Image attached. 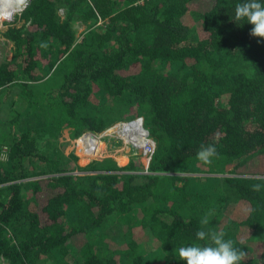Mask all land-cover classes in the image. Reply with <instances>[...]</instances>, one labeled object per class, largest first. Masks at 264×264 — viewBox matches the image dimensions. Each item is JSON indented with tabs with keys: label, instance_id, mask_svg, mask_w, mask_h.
Wrapping results in <instances>:
<instances>
[{
	"label": "trees",
	"instance_id": "1",
	"mask_svg": "<svg viewBox=\"0 0 264 264\" xmlns=\"http://www.w3.org/2000/svg\"><path fill=\"white\" fill-rule=\"evenodd\" d=\"M240 2L30 0L0 32L13 45L0 64V260L183 264L208 216L241 264H264V187L251 189L264 185V41L234 20ZM14 90L22 109L6 104ZM124 116L155 142L149 173L135 151L124 167L63 154L61 128L75 138ZM202 145L217 150L210 165Z\"/></svg>",
	"mask_w": 264,
	"mask_h": 264
},
{
	"label": "rangeland",
	"instance_id": "2",
	"mask_svg": "<svg viewBox=\"0 0 264 264\" xmlns=\"http://www.w3.org/2000/svg\"><path fill=\"white\" fill-rule=\"evenodd\" d=\"M3 1H4V6H7L8 8L14 7L18 11L13 12L14 13L13 14V13H8L7 11H5V9L0 8V16L2 17L5 16V20L2 23L0 22V32L4 31V29H6L9 26H17V25L19 26L23 22V20L19 18L20 13L22 11L20 9L23 8V6L26 4V0L24 4L19 5V6L16 5L14 0H11V2L7 4H6V0H3ZM204 7H205V4L202 1H193L190 3V10L192 11L201 12L204 9ZM75 28H76V37H79L81 33L85 30V25L81 24L80 22H76ZM12 47H13L12 42L6 40L0 34V63H3L10 59L11 53H12ZM15 96H16V92H13L11 97L7 99L6 104L9 105L8 108H12V110L22 109L24 107L23 100L20 99V96H18L17 98H15ZM12 114L13 113H11V115ZM35 118L36 117H33L32 119L35 121ZM125 120L126 121L133 120V118L129 116L128 117L124 116L123 120L117 121L113 123L112 125L108 126L103 131V133L106 132L111 126L121 121H125ZM7 121H8L7 114L0 113V158H3L5 155V146L2 143L3 141L2 138L9 129V127L4 124ZM30 123H32V121H30ZM138 125H139L138 121L120 124L119 131H120V136H122V138L116 135H111V131H107L104 137H101L100 140L97 139V144L93 146V149H92L93 151L91 154H94V155L85 154L84 151H82L81 149V145H80L81 141L80 140L76 141L77 138L82 134L73 138L71 137L70 130L68 128L63 127L61 128V131L58 134L57 138H58V143L64 147L63 154L65 156L69 154H74L77 157L76 163L81 167L86 166L91 160L111 162V163H115L117 166L124 167L128 165L130 162V158H131L130 153L134 151L137 153H140L139 150H133L134 148L131 147V145L125 143V141L135 140L136 139L135 136L136 135L139 136L138 131L143 133V131L140 129ZM126 133L128 134L130 133V137H128ZM97 134L99 135V133ZM83 140L84 142L88 140L92 141V138L85 136ZM141 161H142V158H141ZM79 172L83 174L82 171H79ZM113 225L114 226H110V228L109 226L105 227V232H107L108 234L114 233L115 224ZM6 261H7L6 259L2 258L0 260V264H7Z\"/></svg>",
	"mask_w": 264,
	"mask_h": 264
},
{
	"label": "clouds",
	"instance_id": "3",
	"mask_svg": "<svg viewBox=\"0 0 264 264\" xmlns=\"http://www.w3.org/2000/svg\"><path fill=\"white\" fill-rule=\"evenodd\" d=\"M11 0H6V4ZM17 6L25 3V0H14ZM234 20L246 21L252 25L250 35L264 41V3L261 0H242L234 8ZM197 159L204 165H210L213 157L218 156L214 146L202 145L198 150ZM264 185L259 183L251 186L252 191L259 192ZM201 228L196 231L197 241L204 243H194L182 246L178 249V256L183 264H241L245 253L234 247L231 239H225L223 231L206 230L209 225V218L205 216L201 221Z\"/></svg>",
	"mask_w": 264,
	"mask_h": 264
},
{
	"label": "built area",
	"instance_id": "4",
	"mask_svg": "<svg viewBox=\"0 0 264 264\" xmlns=\"http://www.w3.org/2000/svg\"><path fill=\"white\" fill-rule=\"evenodd\" d=\"M29 1V0H28ZM27 5V3L23 6V8ZM23 8H21L20 10H23ZM19 10V11H20ZM14 14V13H13ZM12 18V17H11ZM10 18V19H11ZM5 20V16H0V22L2 23L3 21ZM139 120V127L140 129L143 131V137H139L136 135L135 136V140H130V141H125V143L131 145V147H133L134 149L133 150H139L140 153H141V158H142V163H143V169L141 170L143 173H149V170H148V167H149V163H150V159H151V156L154 152V148H155V142L153 140V138L150 136L149 132L147 129L144 128L143 126V121H142V118L141 117H137V118H134L133 120H128V121H121L113 126H111L107 131H111V135H116V136H119L122 138V136H120V124H125V123H130V122H133V121H137ZM106 131V132H107ZM103 133V131L101 133H99V135L97 133H94V132H91V131H87V132H84L82 133V135H80L76 141H81V149L84 151L85 154L87 155H94V154H91L92 153V143H88V142H84V138L85 136L86 137H92V140L95 138V139H99L101 137H104L105 133ZM90 153H88V152Z\"/></svg>",
	"mask_w": 264,
	"mask_h": 264
},
{
	"label": "bare ground",
	"instance_id": "5",
	"mask_svg": "<svg viewBox=\"0 0 264 264\" xmlns=\"http://www.w3.org/2000/svg\"><path fill=\"white\" fill-rule=\"evenodd\" d=\"M28 2V0H26V3ZM0 8L1 9H5V11H7L8 13H13V12H15V11H18V10H16L14 7H10V8H8L7 6H4V1L0 4ZM126 135H128V137H130V133L128 134V133H126ZM92 138V137H91ZM94 140H97V139H93L92 141H90V140H88V141H86V142H88V143H92V145H94L95 144V141ZM83 151V150H82Z\"/></svg>",
	"mask_w": 264,
	"mask_h": 264
},
{
	"label": "crops",
	"instance_id": "6",
	"mask_svg": "<svg viewBox=\"0 0 264 264\" xmlns=\"http://www.w3.org/2000/svg\"><path fill=\"white\" fill-rule=\"evenodd\" d=\"M7 40V39H6ZM9 41V40H8ZM11 42V41H10ZM1 64V63H0ZM14 92H15V90H14ZM0 99H1V97H0Z\"/></svg>",
	"mask_w": 264,
	"mask_h": 264
},
{
	"label": "water",
	"instance_id": "7",
	"mask_svg": "<svg viewBox=\"0 0 264 264\" xmlns=\"http://www.w3.org/2000/svg\"><path fill=\"white\" fill-rule=\"evenodd\" d=\"M29 1H30V0H29ZM29 1H28V2H29ZM28 2H27V4H28Z\"/></svg>",
	"mask_w": 264,
	"mask_h": 264
}]
</instances>
